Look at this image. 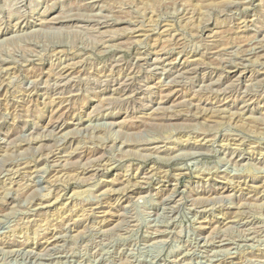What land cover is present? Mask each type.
I'll use <instances>...</instances> for the list:
<instances>
[{
    "label": "rangeland",
    "instance_id": "obj_1",
    "mask_svg": "<svg viewBox=\"0 0 264 264\" xmlns=\"http://www.w3.org/2000/svg\"><path fill=\"white\" fill-rule=\"evenodd\" d=\"M0 264H264V0H0Z\"/></svg>",
    "mask_w": 264,
    "mask_h": 264
}]
</instances>
